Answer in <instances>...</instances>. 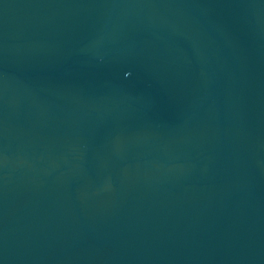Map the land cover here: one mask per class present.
<instances>
[{
	"label": "water",
	"instance_id": "water-1",
	"mask_svg": "<svg viewBox=\"0 0 264 264\" xmlns=\"http://www.w3.org/2000/svg\"><path fill=\"white\" fill-rule=\"evenodd\" d=\"M0 264H264V0H0Z\"/></svg>",
	"mask_w": 264,
	"mask_h": 264
}]
</instances>
